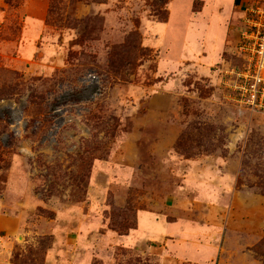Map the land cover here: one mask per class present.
<instances>
[{
  "label": "rangeland",
  "instance_id": "obj_1",
  "mask_svg": "<svg viewBox=\"0 0 264 264\" xmlns=\"http://www.w3.org/2000/svg\"><path fill=\"white\" fill-rule=\"evenodd\" d=\"M169 1L0 0V264H264L231 11Z\"/></svg>",
  "mask_w": 264,
  "mask_h": 264
},
{
  "label": "built area",
  "instance_id": "obj_2",
  "mask_svg": "<svg viewBox=\"0 0 264 264\" xmlns=\"http://www.w3.org/2000/svg\"><path fill=\"white\" fill-rule=\"evenodd\" d=\"M236 50L241 64L230 73L233 99L264 113V2L247 7L242 16Z\"/></svg>",
  "mask_w": 264,
  "mask_h": 264
},
{
  "label": "crops",
  "instance_id": "obj_3",
  "mask_svg": "<svg viewBox=\"0 0 264 264\" xmlns=\"http://www.w3.org/2000/svg\"><path fill=\"white\" fill-rule=\"evenodd\" d=\"M172 0H170L168 2V7H169V3L171 2ZM195 0H190V7L192 6L193 2ZM203 5H202V8L205 7L208 3H210L208 0H201ZM213 2H216L217 4V9L220 10L222 9L223 6L227 5L228 9L231 11V17L229 18V20L227 21L228 22V25L225 27L227 29V32H226V37L224 38V41L223 42H218V51H222L224 48H226L227 46V43L228 41H230L229 38H234L235 37V34H236V40H237V37H238V34H239V30H240V26H235L232 28H229V26L231 24H233V21L232 18L233 17H236L237 15H239L240 13H242V16H243V13L245 11V9L255 3H258V2H264V0H212ZM202 8L200 10H198L195 14H194V17H196L197 14H200L202 13ZM170 15V12H169V9H168V17ZM242 16H241V19H242ZM168 17H167V20H168ZM166 20V21H167ZM159 25L163 24V25H166V22H159L158 23ZM157 24V25H158ZM237 27V28H236ZM231 32V33H230ZM234 35H233V34ZM191 45V46H190ZM188 45L189 47H193L192 44Z\"/></svg>",
  "mask_w": 264,
  "mask_h": 264
},
{
  "label": "trees",
  "instance_id": "obj_4",
  "mask_svg": "<svg viewBox=\"0 0 264 264\" xmlns=\"http://www.w3.org/2000/svg\"><path fill=\"white\" fill-rule=\"evenodd\" d=\"M167 16H165V17H163L162 19L165 21L167 18H166Z\"/></svg>",
  "mask_w": 264,
  "mask_h": 264
}]
</instances>
